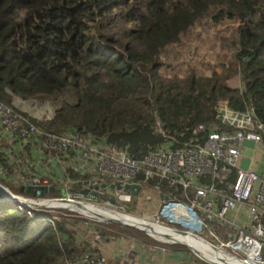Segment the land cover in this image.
I'll return each instance as SVG.
<instances>
[{"label":"trees","instance_id":"16d2710c","mask_svg":"<svg viewBox=\"0 0 264 264\" xmlns=\"http://www.w3.org/2000/svg\"><path fill=\"white\" fill-rule=\"evenodd\" d=\"M222 17L237 25L235 49L219 69L180 73L163 65L166 47L181 44L197 22ZM116 19L114 37L107 27ZM238 74L241 85L231 84ZM64 93L53 117H31L38 127L92 134L138 158L168 139L156 118L175 144L200 122L234 126L219 118L221 102L252 106L264 122V0H0V100L21 110L15 96ZM7 157L0 147V181L31 195L6 179L15 171ZM63 193L55 186L46 195ZM60 211L0 194V264H69L88 249L74 230L77 219Z\"/></svg>","mask_w":264,"mask_h":264},{"label":"built area","instance_id":"2783aa9c","mask_svg":"<svg viewBox=\"0 0 264 264\" xmlns=\"http://www.w3.org/2000/svg\"><path fill=\"white\" fill-rule=\"evenodd\" d=\"M218 108L224 110L222 121L234 126L227 128L215 122H200L192 127L191 136L178 144L166 132L161 119L156 118L157 130L168 139L139 158L92 134L45 130L29 115L1 100L0 129L4 135L18 140L20 147L30 148V151L23 148L19 157L21 173L17 178L21 185L59 186L65 192L61 199L85 208L86 204H91L124 214L127 212L122 209L125 210L134 196L124 188V183L142 184L152 179L153 188L162 198L153 219H146L151 229L148 226L145 231L155 247L164 249L173 243H183L194 255L209 259L196 242H192L195 238L211 244L217 252L222 251V256L240 259L242 264H264V171L258 173L239 165L245 139L264 145V122L254 114L252 106L236 110L221 103ZM6 153L10 163L17 159L13 150L6 149ZM69 168L87 175L73 177ZM140 172L142 180L136 181ZM77 183L78 188L72 189ZM84 187L88 192L82 193ZM173 187L180 190L185 199L179 197ZM106 196H112L115 202ZM36 201L41 204L48 198L37 197ZM78 205H66L65 214L74 216L82 212L84 218L91 219L88 231L80 238L89 248L74 256L69 264H105L106 258L98 246L103 232L92 223L112 219L80 209ZM213 222L223 225L222 231H218ZM206 227L210 238L199 232ZM156 228L163 233L156 232ZM187 234L192 235L190 241L183 239ZM131 264L137 263L132 261Z\"/></svg>","mask_w":264,"mask_h":264},{"label":"rangeland","instance_id":"374dc122","mask_svg":"<svg viewBox=\"0 0 264 264\" xmlns=\"http://www.w3.org/2000/svg\"><path fill=\"white\" fill-rule=\"evenodd\" d=\"M112 23H108V31L112 33L114 37H116V29L115 25L120 24L115 21H108ZM237 23L234 20L227 19V18H220L217 21L210 20L206 21H199L197 22L189 32H187L184 37H182V43L177 46H168L162 52V61L163 65H166L170 68V71L174 68L178 69V72L183 73L186 70H196L199 73H208L212 70V68L219 69L220 61H226V59L231 56L233 50L235 49L234 44L232 43L233 37L236 34V29L234 28ZM177 51V53H176ZM226 54V55H225ZM226 57V58H225ZM171 64L173 68L171 69ZM164 71V70H163ZM233 85H240L241 79L239 74L235 76V78L231 81ZM67 93L62 94L61 97L54 98V96L50 97H37L33 96L29 99H22L18 96L14 97V104L31 116L36 117L37 119H46L51 116L54 112L55 106L60 105V100L62 98L67 99ZM70 101H72L70 99ZM60 102V103H59ZM225 105V104H224ZM222 112V111H220ZM45 166L49 168V163H46ZM17 175V172L15 173ZM52 175L51 177H54ZM58 176V175H57ZM13 179L15 185L19 186V180L17 177L12 178L11 175L6 177ZM5 182L9 183V180L3 179ZM1 184L6 186L12 193L19 194L17 190L13 191L11 187L7 186L6 184ZM20 189V187H19ZM109 191L112 189L108 188ZM20 195H17L19 197ZM28 197L27 195H23ZM179 197L185 199L183 195H178ZM56 197V196H52ZM29 198V197H28ZM160 203L158 194L152 188L151 184L144 183L139 191L133 196L132 200L126 205L125 211L127 213H136L138 216H142L146 219H153L154 211L158 208ZM58 205H63L62 203H58ZM66 205H73V204H64ZM75 206V205H74ZM77 207V206H75ZM120 209V207H119ZM62 212H67L66 209H61ZM60 211V212H61ZM58 212V211H57ZM200 212V210H199ZM71 217H75L77 219L74 230L77 234H83L86 230H88V226L90 225L91 219L83 218L82 212ZM127 221V220H125ZM93 226L97 229L101 230L104 236H115L118 239L130 238L135 237L139 239L140 242H147L150 246L154 245V241L150 235L147 234L146 231L138 230L137 228L122 225L120 222H116L114 219L112 221L106 220L105 222L95 223L96 221L93 220ZM129 222V221H128ZM88 223V224H87ZM210 227V226H209ZM200 234L204 236H209L208 227L199 231ZM99 243L106 242L103 238L98 241ZM97 242V243H98ZM111 241L107 243V247L110 249ZM180 246V245H178ZM101 247V244L100 246ZM184 247V246H182ZM185 248V247H184ZM103 250V248H102ZM205 252L203 249L201 250ZM207 255V252H205ZM211 256V255H210ZM209 258V257H208ZM201 259V258H200ZM211 259V258H210ZM213 259V258H212ZM127 264L132 263L131 256L128 255V259L126 260ZM202 264H207L205 260L201 259ZM209 264V263H208Z\"/></svg>","mask_w":264,"mask_h":264},{"label":"crops","instance_id":"0c3cea01","mask_svg":"<svg viewBox=\"0 0 264 264\" xmlns=\"http://www.w3.org/2000/svg\"><path fill=\"white\" fill-rule=\"evenodd\" d=\"M234 78L235 76L231 81ZM0 147L13 150L17 158L16 160H12L13 166H17L21 162L19 157L23 153L24 145L20 147L18 140L14 141V137L10 138L4 135L1 129ZM242 147L243 152L240 156L239 165L243 168L253 169L258 173H262L264 171V145L251 139H245ZM24 150L30 151V148L26 149L25 147ZM104 240L106 242L99 243L98 246L101 244L99 250L106 258L105 264H127L128 255L137 264H202L199 257L195 256L187 247L181 244L168 245L162 249L154 245L150 246L147 242H140L138 241L139 239L132 236L131 239L127 237L126 239H118L115 236H106ZM109 241H111L110 249L107 247Z\"/></svg>","mask_w":264,"mask_h":264},{"label":"bare ground","instance_id":"6f19581e","mask_svg":"<svg viewBox=\"0 0 264 264\" xmlns=\"http://www.w3.org/2000/svg\"><path fill=\"white\" fill-rule=\"evenodd\" d=\"M0 192H3L1 189H0ZM2 194V193H1ZM19 198V197H18ZM27 202L29 203H37L36 200H33V199H30V198H27L25 199ZM58 203H62L63 205L64 204H73V205H78V204H75L74 202H71V201H63V200H53V201H47V204H51V205H58ZM87 205V208H85V206H79L80 209H85V210H92L93 211V214L95 215H100V216H107L108 218L110 219H115V220H122V221H125L127 220L126 222H130V223H135V224H138L140 227H143L145 229H149L148 226H150V223L145 219H136L135 217L131 216L130 214H127V213H124L122 214L117 212V211H110L106 208H99V207H94L92 206L91 204H86ZM138 222V223H136ZM155 228V226H153ZM150 229H151V226H150ZM153 229V228H152ZM157 229V228H156ZM156 232H159V233H163V232H160L158 229L156 230ZM192 237V235L190 234H187L186 236H183V239L185 241H190V238ZM195 241L196 244L200 247V249H203L205 252H207L208 254L210 255H207L205 252L204 254L207 256V258L209 257V259L213 262H216V263H219V264H242L241 263V260L240 259H237L236 257H227V256H222L223 253L222 251L219 250V252H217V248H213L211 244L209 243H205L203 241H201L200 239L197 240L195 238L192 239V242ZM190 242V243H192ZM213 251H214V254H213ZM221 255V256H220ZM213 258V259H212Z\"/></svg>","mask_w":264,"mask_h":264},{"label":"clouds","instance_id":"9594fccd","mask_svg":"<svg viewBox=\"0 0 264 264\" xmlns=\"http://www.w3.org/2000/svg\"><path fill=\"white\" fill-rule=\"evenodd\" d=\"M241 85V84H240ZM236 86H239V85H236ZM221 103H223V104H225L227 107H229L230 109H232L229 105H227L225 102H221ZM220 103V104H221ZM219 104V105H220ZM10 105V104H9ZM219 105H218V107H219ZM12 106V105H11ZM58 106H55V108H54V110L57 108ZM248 108V107H247ZM246 109V108H245ZM17 110V109H16ZM237 110V109H236ZM244 110V109H243ZM18 111H20V112H22L23 114H26V115H29V117H30V119H31V117H33V116H31L29 113H27V112H25V111H22V110H18ZM218 111H219V118H221V120H222V115H223V112H224V110L223 109H219L218 108ZM220 111H222V112H220ZM54 113H55V111L52 113V116L51 117H53V115H54ZM51 117H48V118H51ZM204 123V122H203ZM225 123V122H224ZM206 124H208V123H206ZM4 151L6 152V149H4ZM7 163L9 164V165H11L13 168H14V173L11 175V177L12 178H14V177H17V175H18V173H19V171H18V165L17 166H13L12 165V163H9L8 162V157H7ZM17 172V175H15V173ZM21 173V172H20ZM19 173V174H20ZM0 174H2V172L0 171ZM12 181H13V179H11ZM135 180L136 181H141V180H137L136 178H135ZM133 182V181H132ZM20 183V182H19ZM138 183V182H137ZM145 183H147V182H145ZM125 184V183H124ZM140 184V183H139ZM144 183H142V184H140V188L142 187V185H143ZM28 185V184H27ZM39 185H42V184H39ZM21 186V184L19 185V187ZM54 186V185H53ZM110 186V185H109ZM151 186H152V188H153V185L151 184ZM58 187V186H57ZM111 187V186H110ZM114 187V186H113ZM113 187H111V188H113ZM54 188H55V186H54ZM139 188V189H140ZM82 189V188H81ZM154 189V188H153ZM126 190H129V189H126ZM155 190V189H154ZM20 191H25V192H28V191H26V190H20ZM49 191V190H48ZM129 191H131V190H129ZM139 191V190H138ZM88 192V191H87ZM29 193H31V192H29ZM82 193H84V192H82ZM86 193V192H85ZM131 193H132V191H131ZM157 193V192H156ZM47 193H45V194H43V195H33L32 193H31V195H28V194H22V193H19V194H17L16 193V195H20L19 196V198L17 199V200H13V201H16V202H18V203H21V204H23V205H25V206H27V207H29V208H47V209H51V210H53V211H60L61 209H65V207L66 206H63V205H42V203L40 204V203H29V202H27L25 199H27L28 197L30 198V199H33V200H36V198L37 197H47V198H62L61 196H65V192L63 193V194H61V195H57L56 197H52V196H47L46 195ZM133 195H135L134 193H132ZM158 194V193H157ZM23 195H27L28 197H25V196H23ZM3 196V195H2ZM5 197V196H4ZM158 197H159V199L161 200V198H162V196L160 195V194H158ZM7 198V197H6ZM58 200H61V199H58ZM64 201V200H63ZM67 201V200H66ZM46 204H47V202H46ZM160 204V203H159ZM53 206H57V208H53ZM27 211H29V210H27ZM64 214L66 213V211L65 212H63ZM134 214V213H133ZM136 214V213H135ZM137 215V214H136ZM100 216V215H99ZM84 218V217H83ZM144 218V217H143ZM146 219V218H145ZM113 220V219H112ZM111 220V221H112ZM122 224V223H121ZM122 225H125V224H122ZM129 226V225H128ZM138 227H139V225H137ZM132 227V226H131ZM138 227H134V228H137L138 230H142V229H140V228H138ZM143 228V227H142ZM88 230H86L85 232H83V234H81V237L82 236H84V234H86V232H87ZM142 231H145V228H144V230H142ZM80 237V238H81ZM106 236H104V234H103V239L105 238ZM173 244H181V245H184L185 247H187L189 250H190V248L186 245V244H183V243H173ZM173 244H170V245H173ZM100 251V250H99ZM191 251V250H190ZM101 252V251H100ZM192 252V251H191ZM196 256V255H195ZM198 257V256H197ZM200 258V257H199ZM201 259H203V258H201ZM203 260H205V261H207L206 259H203ZM210 260V259H209ZM211 261V260H210ZM207 262H209V261H207ZM209 263H211V264H214V262L213 261H211V262H209Z\"/></svg>","mask_w":264,"mask_h":264},{"label":"water","instance_id":"95a60500","mask_svg":"<svg viewBox=\"0 0 264 264\" xmlns=\"http://www.w3.org/2000/svg\"><path fill=\"white\" fill-rule=\"evenodd\" d=\"M117 186H119V183L116 184ZM111 187L114 186V184H110ZM124 188L125 189H129L132 191V193L136 194L140 188V184L137 183V182H126L124 184ZM0 189L3 191V192H0L1 195L7 197L8 199H11V200H17L18 197L16 194L12 193L6 186H4L3 184L0 183ZM54 189V186L53 185H21L20 186V190H26L28 192H31L33 195H43L45 193L48 192V190H52ZM82 192H87L88 191V188L87 187H84L81 189ZM107 199H109L111 202H115V199L112 197V196H106ZM58 199H61L60 197L59 198H48V201H53V200H58ZM61 200H68V199H61ZM47 201L43 202L42 205H50V204H46ZM115 220V219H114ZM116 222H120L122 224H125V225H129V226H132V227H138L135 223H129V222H126V221H122V220H115ZM142 230H144V228L142 227H138ZM206 259V258H205ZM207 261L211 262L209 259H206Z\"/></svg>","mask_w":264,"mask_h":264}]
</instances>
